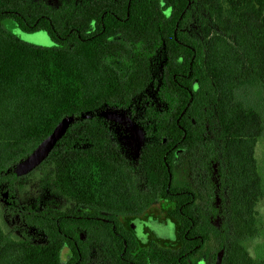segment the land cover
Masks as SVG:
<instances>
[{
	"label": "trees",
	"instance_id": "1",
	"mask_svg": "<svg viewBox=\"0 0 264 264\" xmlns=\"http://www.w3.org/2000/svg\"><path fill=\"white\" fill-rule=\"evenodd\" d=\"M6 20L27 33H48L54 46L19 40ZM152 88L156 101L146 98L140 118L149 141L138 168L154 201L168 189L177 194L184 165L188 180H196V154L204 181L218 163L220 225L211 222V202L185 210L180 226L181 207L173 205L178 239L197 250L194 264H264V244L256 257L248 247L264 238L257 210L264 198L257 157L264 141V0H0V188L15 195L41 173L43 189L62 200L58 208L21 212L46 235L42 244L7 233L0 204V264H70L63 258L70 200L107 202L112 211L120 177L131 168L99 113L134 112ZM241 91L259 95L261 108ZM81 116L92 118L74 123L38 169L14 173L65 118Z\"/></svg>",
	"mask_w": 264,
	"mask_h": 264
},
{
	"label": "flooded vegetation",
	"instance_id": "2",
	"mask_svg": "<svg viewBox=\"0 0 264 264\" xmlns=\"http://www.w3.org/2000/svg\"><path fill=\"white\" fill-rule=\"evenodd\" d=\"M53 5L51 3V6ZM121 111L131 112V116L135 115L132 109ZM107 122L131 168L125 171L126 177L122 175L120 177L123 184L116 188L119 192L117 200L113 204L110 203V206H114V210L107 209L109 207L107 202L85 205L70 200V216L67 219L70 222V234L64 235L68 240L63 250L64 260L70 264H194L192 255L197 250H188L185 242L178 239L177 225H173V229H170V222L173 220L170 218L169 209L177 204L181 207L182 220H177L180 226L184 225L187 219L185 210L211 202L214 209L209 213L210 219L214 226L218 227L219 213H222L223 205L218 194L220 187L218 163L204 174V181L200 169L201 154H196L199 158L198 162H195L198 168L196 180L194 182L188 180L184 165L180 169L181 185L177 187L179 190L177 194H172L168 189L166 198L159 196L158 200L154 201L153 187L148 184L146 171L138 168L142 150L149 141L144 125L140 120L137 121L138 129L144 135V143L137 155L128 150L133 151L132 147H126L128 145L116 135L110 121ZM167 168L169 170L170 167L167 165ZM171 180L170 174V182ZM209 186L212 193L203 194L202 190H208ZM18 191L17 188L15 195L9 194L12 207L16 205V202L12 201L17 198ZM194 191L199 192L200 196L196 197ZM12 207L10 209H13ZM50 207L58 208V205ZM44 208H47L45 203L38 200L32 209L42 212ZM21 220L29 226L23 217ZM56 222L58 226L59 223ZM42 236V242L34 241L27 234H21L19 240L30 238L34 243L42 244L46 240V235L42 233ZM184 238L187 240V235H184ZM198 261L197 264H204L201 260Z\"/></svg>",
	"mask_w": 264,
	"mask_h": 264
},
{
	"label": "rangeland",
	"instance_id": "3",
	"mask_svg": "<svg viewBox=\"0 0 264 264\" xmlns=\"http://www.w3.org/2000/svg\"><path fill=\"white\" fill-rule=\"evenodd\" d=\"M5 28L15 35L19 40L39 47L50 48L54 46V43L50 36L46 32H37V33H27L22 32L16 24L9 20L4 24ZM196 30V29H195ZM197 34V30L195 32ZM158 61V62H157ZM156 61V65H154V75L157 80L161 78L162 67L164 64V60L162 57L158 58ZM241 97L248 99L251 105L256 106L257 108H261L262 100L259 95H250L248 96V92L241 91ZM146 98H150L153 102L156 101V89L152 88L147 92L146 97L137 100L135 106V115L131 116V112H117L111 109H107L104 111L105 115L110 118V123L115 131L116 135L123 139L134 140L140 137V132L138 130L137 121L142 118L144 109L146 104L148 103ZM243 98V99H244ZM216 130V126H213L212 131ZM260 149L257 152V157L259 156V165L261 167L262 175L264 176V141L259 142ZM126 147H129L126 146ZM128 149V148H127ZM131 153H135L134 151L128 149ZM43 175L41 173H37L27 180L26 186L23 189H19L18 196L15 198L16 202L15 207H12V204L9 202V194L6 193L4 189L0 188V204L2 208V226L7 233H11L16 240L21 238V234H27L31 238H33L36 242H42V233L36 228L26 226L25 223L21 220L23 210L26 208H34L35 204L38 200L45 203L46 207L51 205H62V200L55 194L47 191V189H43L42 180ZM8 194V195H7ZM12 207L13 209H10ZM258 213L262 220H264V198L259 202L257 207ZM264 244V238L258 241L251 242L248 247L249 251L253 256H257V250L260 245Z\"/></svg>",
	"mask_w": 264,
	"mask_h": 264
},
{
	"label": "water",
	"instance_id": "4",
	"mask_svg": "<svg viewBox=\"0 0 264 264\" xmlns=\"http://www.w3.org/2000/svg\"><path fill=\"white\" fill-rule=\"evenodd\" d=\"M6 21H9V20H6ZM6 21H4V24H5ZM11 21H13L16 24V26L22 32H24L20 28V26L18 25V23L16 21H14V20H11ZM107 109H111V108H107ZM107 109H105V110H107ZM105 110H102V112L99 113V116L102 117V118H105L107 121H110V118H108V116L105 115V113H104ZM111 110H114V111H117V112H124V113L127 112V111H121V110H116V109H111ZM90 118H92V116H81L80 119H78L76 117L65 118L56 127L54 132L45 141H43L30 156H28L26 159H24L22 162H20L14 168V173L18 177H26V176L30 175L31 173H33L36 169H38L49 158V156L51 155L53 150L57 147V145L64 138V136L67 134L68 130L70 129V127L74 123H76L79 120L90 119ZM138 130L140 132V137L139 138H136L134 140L121 138V140L124 142V144L125 145H129V147H132L133 151L137 155L139 154L140 148L142 147V145L144 143V139H143L144 135H143V133H142V131L140 129H138ZM173 225H175V223L173 221H171L170 222V229H173Z\"/></svg>",
	"mask_w": 264,
	"mask_h": 264
}]
</instances>
